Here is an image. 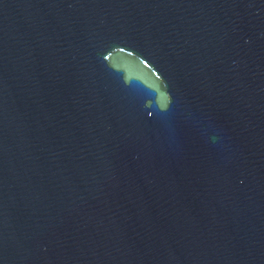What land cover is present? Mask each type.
Instances as JSON below:
<instances>
[{
    "label": "water",
    "instance_id": "obj_1",
    "mask_svg": "<svg viewBox=\"0 0 264 264\" xmlns=\"http://www.w3.org/2000/svg\"><path fill=\"white\" fill-rule=\"evenodd\" d=\"M0 264H264V0H0Z\"/></svg>",
    "mask_w": 264,
    "mask_h": 264
}]
</instances>
